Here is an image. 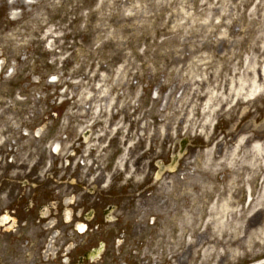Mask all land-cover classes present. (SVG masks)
I'll use <instances>...</instances> for the list:
<instances>
[{
	"label": "rangeland",
	"instance_id": "374dc122",
	"mask_svg": "<svg viewBox=\"0 0 264 264\" xmlns=\"http://www.w3.org/2000/svg\"><path fill=\"white\" fill-rule=\"evenodd\" d=\"M259 88L264 0H0V264H264Z\"/></svg>",
	"mask_w": 264,
	"mask_h": 264
},
{
	"label": "bare ground",
	"instance_id": "6f19581e",
	"mask_svg": "<svg viewBox=\"0 0 264 264\" xmlns=\"http://www.w3.org/2000/svg\"><path fill=\"white\" fill-rule=\"evenodd\" d=\"M257 91H258V93L264 92V89H260L259 88ZM242 146H245V148H249L250 147V149L252 148V150H254L255 152L262 153V155H264V142H253L252 143L251 142V139H249V137H246L244 135L241 136L238 139V141L235 144V146H234V148L232 150V153H230V155H233V154H235V155L237 154L238 155V152H239L238 148L240 149ZM207 155H208L209 160L212 161V158L210 157L209 153ZM252 164H253V167L255 169H260L261 168V165H260V163L257 160L253 161ZM245 178L246 177H244V176L241 179L239 177H232L230 179L227 178V181H228L227 185L230 188H231V186H238V184H239V182L241 180H243V182L246 181V187L245 188L243 187L244 186V183L241 184V186H238V187L243 188V190L245 191V195H246V197L244 199L245 205L243 206V208L245 206L247 208L251 207L253 205V203H254L253 202V199H254V201H258L259 204H264V181L262 182L261 187L256 192V196L257 197L256 196L253 197L252 196V186H251L252 185V181H251V183L249 181V179L252 180L253 177L250 175V176H248V178H246V179ZM244 179H245V181H244ZM230 188H228L226 192H228V190ZM239 193H240V191H239ZM232 196H233L232 199H229V200H227V201H225L223 203V208H224L223 211L224 212L227 211V210H230V205L231 204H233V203H236L237 204V201H238V203L241 201V199H236L235 200V196L233 194H232ZM252 197H253V199H252ZM243 208H242V210H243ZM259 209H264V207L263 206H260ZM242 214H243V212H242ZM260 216L262 217L263 215H260ZM243 219H244V216L243 215L237 217V223H238V225H241L242 224ZM261 222L262 223L257 228H253L252 230H249V231H246L245 232L244 236H247L249 238L247 244H249V242H250V240H251L252 237L256 241L264 242V220L261 221ZM240 243H242V241H240Z\"/></svg>",
	"mask_w": 264,
	"mask_h": 264
},
{
	"label": "flooded vegetation",
	"instance_id": "af4514ba",
	"mask_svg": "<svg viewBox=\"0 0 264 264\" xmlns=\"http://www.w3.org/2000/svg\"><path fill=\"white\" fill-rule=\"evenodd\" d=\"M223 130L220 129L218 130V132H216L213 136V139L211 140V143L214 142V143H217V142H220L222 140L221 143H219L220 145V152L216 153V156H221L225 154L226 151H223V148L227 146V148H234L235 144H236V141L238 140V132L234 133V132H231L230 135L226 136L224 139L221 138V135H223ZM238 136V137H237ZM231 138V139H230ZM227 140H230L231 142H227ZM177 148L176 146L174 147V151L172 152V154L174 155L176 152H177ZM222 156V157H223ZM158 163L160 162H163L164 164H166L164 161L162 160H158L157 161ZM180 164V163H179ZM93 212L90 216V218L94 217L95 213H96V210L95 209H92ZM45 247V243L42 242L40 243L37 247H36V251L38 252V257H42V253L43 252H46V249H44Z\"/></svg>",
	"mask_w": 264,
	"mask_h": 264
},
{
	"label": "water",
	"instance_id": "95a60500",
	"mask_svg": "<svg viewBox=\"0 0 264 264\" xmlns=\"http://www.w3.org/2000/svg\"><path fill=\"white\" fill-rule=\"evenodd\" d=\"M184 146L185 145L183 144L182 147H184ZM181 152H183V151H181ZM100 251H101V249H93L92 251L85 253V258L89 259L91 257H95Z\"/></svg>",
	"mask_w": 264,
	"mask_h": 264
},
{
	"label": "trees",
	"instance_id": "16d2710c",
	"mask_svg": "<svg viewBox=\"0 0 264 264\" xmlns=\"http://www.w3.org/2000/svg\"><path fill=\"white\" fill-rule=\"evenodd\" d=\"M132 38H134V37H132Z\"/></svg>",
	"mask_w": 264,
	"mask_h": 264
}]
</instances>
